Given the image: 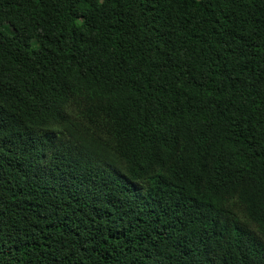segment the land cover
Instances as JSON below:
<instances>
[{"label": "trees", "instance_id": "obj_1", "mask_svg": "<svg viewBox=\"0 0 264 264\" xmlns=\"http://www.w3.org/2000/svg\"><path fill=\"white\" fill-rule=\"evenodd\" d=\"M0 264H264V0H0Z\"/></svg>", "mask_w": 264, "mask_h": 264}]
</instances>
